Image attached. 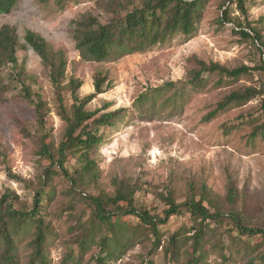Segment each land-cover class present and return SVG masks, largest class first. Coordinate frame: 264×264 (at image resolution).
Listing matches in <instances>:
<instances>
[{
	"label": "rangeland",
	"instance_id": "374dc122",
	"mask_svg": "<svg viewBox=\"0 0 264 264\" xmlns=\"http://www.w3.org/2000/svg\"><path fill=\"white\" fill-rule=\"evenodd\" d=\"M143 1L20 0L9 13L0 15V30L6 25L16 30L19 63L35 77L33 88L49 104V141L58 148L67 124L58 115L49 71L26 44L28 31L42 36L55 52L65 53L67 81L71 78L82 81L79 91L82 98L95 93L98 77L107 80L105 93L97 96L88 110L103 109L106 105H110L108 112L122 110L115 125L105 130L101 146L94 151L101 178L98 187L86 191L87 196L101 191L113 195L115 178L130 180L139 188V205L154 215H162L166 208L163 196L167 193H173L177 202L182 203L206 185L224 200L232 181L239 192L237 211L249 226L264 227V135L260 133L252 138L253 129L264 124V97L220 114L212 121L206 120L231 92L248 87L263 89L264 72L222 84L218 76L205 75L203 87L193 88L189 84L190 71L198 67V61L220 63L230 69L262 64L264 54L258 50L257 43L235 34V24L222 27L218 21L223 11L229 9L233 19L244 25L251 24L264 40V0H247V16L228 0H212L190 39L178 32L167 43L146 52L121 54L120 49H115L104 62L83 59L74 39L75 21L94 16L106 23L115 16V10L133 9ZM5 97L8 100L0 102V199L7 190H12L20 197L18 209L31 208L34 191L10 179L9 173L36 184L49 162L38 156L41 131L35 108L21 98L16 88ZM65 98L70 108L72 100L68 91ZM232 125L239 128L225 134L223 127L230 129ZM75 162L72 159L67 167H73ZM50 182L49 190L55 192V197L45 211L52 227L47 243L48 264H74V259L79 257H82L81 264H95L93 258L101 250L100 238L82 256L76 243L77 235L82 232L81 225H87L92 214L87 197L71 193L69 180L61 174L54 175ZM195 225L188 213L172 217L167 225L161 226L163 244L175 234L183 241L189 239ZM33 232L30 229L17 238L18 264H28L33 255ZM246 241L258 246L259 253L264 255L261 237L243 238V243ZM190 249L191 243L183 248V261ZM3 250L0 237V264ZM153 252L150 242L138 244L111 264H146L148 260L167 264L162 249ZM248 260L243 256L232 264H246ZM210 264L222 263L213 255Z\"/></svg>",
	"mask_w": 264,
	"mask_h": 264
},
{
	"label": "trees",
	"instance_id": "16d2710c",
	"mask_svg": "<svg viewBox=\"0 0 264 264\" xmlns=\"http://www.w3.org/2000/svg\"><path fill=\"white\" fill-rule=\"evenodd\" d=\"M19 1L0 0V15L9 13ZM211 1L144 0L141 6H135L133 9L115 10V16L106 23L94 16L84 17L74 22L77 49L85 60L104 62L111 57L115 49H120L121 54L146 52L167 43L178 32L190 39L197 32V25L202 19L205 7ZM228 2L236 5L237 10L244 16L248 15L247 0ZM218 22L222 27L235 24V34L244 40L257 43L258 50L264 54L263 37L251 24L244 25L233 19L229 9L223 11ZM25 41L49 71L56 92L58 115L66 122L67 128L64 140L57 148L49 141V104L33 88L35 77L29 75L25 66L19 63V37L16 30L8 25L3 26L0 30V102L8 100L5 96L16 88L21 98L35 108L36 123L41 131L38 156L41 160L48 161L49 165L36 184L9 173L10 179L24 184L26 189L33 190L34 198L31 208L20 209L16 207L20 201L16 192L7 190L0 199V237L4 242L2 264H18L17 238L30 229H34L31 241L34 251L28 264H48L47 243L49 235L52 234V227L45 211L55 197V192L49 188L50 181L56 174H61L69 180L72 187L70 192L87 197L92 208L88 224L81 225L82 232L77 235L76 243L80 247L79 256H82L97 243V237L100 238L101 250L99 255L93 258L95 264H111L121 260L136 245L148 242L153 253L163 250L167 264H210V257L213 255H217L222 264H232L236 258L243 256L249 258L246 264L264 262V255L259 253L258 246H252L249 241L243 243L245 237L252 239L258 236L264 243V227L249 226L237 211L235 206L239 192L232 181L228 184L224 200L206 185L201 187L200 192L194 191L182 203L177 202L173 193H167L163 196L166 208L162 215H154L139 205V188L130 180L115 178L113 195L101 191L98 195L87 196L86 191L98 187L101 178L99 164L93 157L94 151L101 146L105 130L115 125L122 110L108 112L110 105L95 111L88 110V105L97 96L105 93L104 84L107 80L98 77L94 84L95 93L82 98L79 94L83 86L82 81L76 78L67 81L68 63L65 53L55 52L42 36L32 31L27 32ZM197 65L198 67L189 74V84L193 88L204 86L205 75L218 76L219 83L222 84L226 81L237 82L242 76L255 72H264V60L261 65L255 67L242 66L235 69L214 62L208 64L198 61ZM67 91L72 100L70 108L65 98ZM259 97H264V88L248 87L233 91L217 104L206 120L212 121L220 114L242 107ZM223 128L228 135L239 127L232 125L230 129L226 126ZM260 133L264 135V124L253 129L252 138ZM72 159H76V162L69 168L67 164ZM227 205L229 210H226ZM185 213L195 220L196 225L191 231L193 235L183 241L179 234H175L167 244H163L164 233L161 226L167 225L172 217ZM127 217L130 218L129 221L125 220ZM213 225L215 228H212ZM225 226L229 228L221 232L220 229ZM236 232L238 236L235 235ZM189 243L191 249L183 261L182 251ZM253 253L255 255L250 256ZM71 258L73 259V256ZM81 258L74 259V264H81ZM146 264L155 263L148 260Z\"/></svg>",
	"mask_w": 264,
	"mask_h": 264
}]
</instances>
